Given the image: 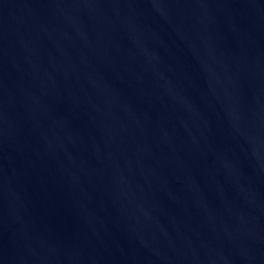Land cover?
Wrapping results in <instances>:
<instances>
[{
	"label": "water",
	"instance_id": "obj_1",
	"mask_svg": "<svg viewBox=\"0 0 264 264\" xmlns=\"http://www.w3.org/2000/svg\"><path fill=\"white\" fill-rule=\"evenodd\" d=\"M0 264H264V0H0Z\"/></svg>",
	"mask_w": 264,
	"mask_h": 264
}]
</instances>
